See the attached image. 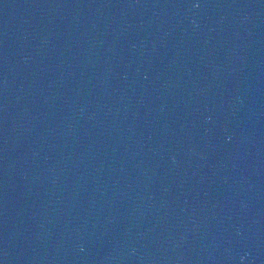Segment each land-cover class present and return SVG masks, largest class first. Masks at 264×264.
<instances>
[{
    "label": "water",
    "instance_id": "water-1",
    "mask_svg": "<svg viewBox=\"0 0 264 264\" xmlns=\"http://www.w3.org/2000/svg\"><path fill=\"white\" fill-rule=\"evenodd\" d=\"M0 264H264V0H0Z\"/></svg>",
    "mask_w": 264,
    "mask_h": 264
}]
</instances>
